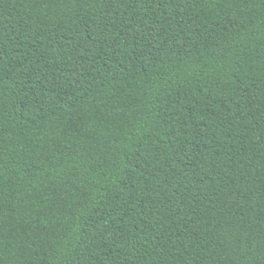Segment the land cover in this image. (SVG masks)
<instances>
[{
    "label": "trees",
    "instance_id": "obj_1",
    "mask_svg": "<svg viewBox=\"0 0 264 264\" xmlns=\"http://www.w3.org/2000/svg\"><path fill=\"white\" fill-rule=\"evenodd\" d=\"M0 264H264V0H0Z\"/></svg>",
    "mask_w": 264,
    "mask_h": 264
}]
</instances>
